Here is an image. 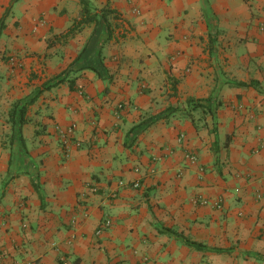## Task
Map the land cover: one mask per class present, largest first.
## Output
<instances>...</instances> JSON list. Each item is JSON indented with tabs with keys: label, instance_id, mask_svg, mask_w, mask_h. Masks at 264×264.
Segmentation results:
<instances>
[{
	"label": "crops",
	"instance_id": "crops-1",
	"mask_svg": "<svg viewBox=\"0 0 264 264\" xmlns=\"http://www.w3.org/2000/svg\"><path fill=\"white\" fill-rule=\"evenodd\" d=\"M88 1L0 0V264H264V0Z\"/></svg>",
	"mask_w": 264,
	"mask_h": 264
},
{
	"label": "trees",
	"instance_id": "trees-1",
	"mask_svg": "<svg viewBox=\"0 0 264 264\" xmlns=\"http://www.w3.org/2000/svg\"><path fill=\"white\" fill-rule=\"evenodd\" d=\"M81 7H80V11H79V15L77 17H75L73 19V21L71 22V24L63 31H61L58 34V37L61 38H66L67 36L72 35L75 30H78L80 28V25L82 23L85 22H97L98 19V12L95 11L88 0H79ZM6 14V13H5ZM5 14L2 15V17L0 18V32L1 29L4 25V17ZM105 14L104 11H102L99 14L100 17H103ZM87 45V40L84 43V45L82 46V48L80 49V51L77 53V55L70 61V63L63 68L61 71H59L58 73H56L55 75H53L52 77H50L49 79H47L46 81H44L42 83V88H50L52 86L58 85L60 83H68L69 88H73V83H74V76L73 73L75 71L74 69V65L76 64V62L78 61V59L80 58V56L83 54V51L85 50ZM241 85H246V84H253V81H250L249 83H243V82H238ZM33 100V97H30L28 99H18L16 101H14L8 111V121L10 122V126L13 132H15V134L17 135L18 141L21 145V147L23 148V141H22V136H21V128L22 125L26 122V110H27V106L29 103H31ZM211 95L204 97V98H195V99H189V101H192L194 106H199V107H206V110L213 115L214 109L218 106V103H211ZM227 142V138L225 140L226 144ZM38 171L37 169L30 175V182L34 188V190L38 193V197L40 199V201H42V196L39 190V181H38ZM163 232H166L168 234L173 235L174 237H176L177 239L183 241L186 245L188 246H192L195 249H208V250H212V251H222V249L220 248H208L205 247L203 244L196 242L194 240H190L187 237H185L184 235H182L181 233H178L176 231H174L171 228L165 227L164 229H162Z\"/></svg>",
	"mask_w": 264,
	"mask_h": 264
},
{
	"label": "built area",
	"instance_id": "built-area-1",
	"mask_svg": "<svg viewBox=\"0 0 264 264\" xmlns=\"http://www.w3.org/2000/svg\"><path fill=\"white\" fill-rule=\"evenodd\" d=\"M132 3V10L133 11H137L136 5L134 4L133 0H129ZM261 26H264V21L261 23ZM59 135L61 137V141L63 142L64 145H67V143L70 141V135H71V129L70 128H66V129H62L59 131ZM188 157L189 160L194 161L196 156L194 153H187L186 155ZM119 184L124 185V184H128L132 187H138L139 185V181L138 180H133L130 182H124L122 180L119 181ZM203 200V198L201 199V201ZM110 225V218L106 217L104 218L98 225V227L95 229V233L99 234L101 232V230L105 227H108Z\"/></svg>",
	"mask_w": 264,
	"mask_h": 264
}]
</instances>
